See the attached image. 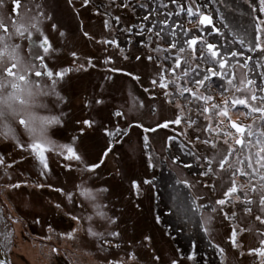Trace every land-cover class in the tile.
Instances as JSON below:
<instances>
[{"label": "rangeland", "instance_id": "rangeland-1", "mask_svg": "<svg viewBox=\"0 0 264 264\" xmlns=\"http://www.w3.org/2000/svg\"><path fill=\"white\" fill-rule=\"evenodd\" d=\"M232 3L78 0L41 48L28 24L53 81L0 103L2 261L264 264V0Z\"/></svg>", "mask_w": 264, "mask_h": 264}, {"label": "flooded vegetation", "instance_id": "flooded-vegetation-1", "mask_svg": "<svg viewBox=\"0 0 264 264\" xmlns=\"http://www.w3.org/2000/svg\"><path fill=\"white\" fill-rule=\"evenodd\" d=\"M56 1L57 0H0V103L9 105L11 102H19L18 104H21V102H23V98L20 95H16L17 93L12 92L8 89L11 80L13 81L14 89L18 88L20 84H25L24 86L26 88V86L30 85H39L43 80L49 81V83L53 81L48 65L44 60V53L39 54L35 50L30 51L31 44H29L28 46V42L30 41L32 31H26L28 28V24L32 23L35 29H37L41 33L43 32V34H45L44 36L47 37L46 41H42L37 37L33 48H41L43 42H47L48 46H53L49 38V33L54 29H52L50 25L52 24L56 27L59 26L58 23L53 20V16L58 13L63 14L61 5L65 7L70 6L72 9H75V5L76 3H78V0H63V4H59ZM32 4H35V16L32 17L30 21L29 19L31 17L28 18V16L25 15V12L30 10V5ZM207 14H210L215 20V17L211 13ZM52 20L58 26L54 22H52ZM27 21H29L30 23H27ZM63 30L64 32L66 31L65 29ZM105 32L106 30L104 29V32H102V34H104ZM83 38H85V40H88L87 36ZM210 39L211 37H207L205 39L206 42L203 44V47L205 51H210L216 57L217 53L220 54V51L216 50V44H212L210 42ZM222 41L223 40L221 39L220 44H222V49H225ZM26 43L27 47H25ZM208 46L213 48L210 49L208 48ZM20 47H22L23 49H20ZM18 49H20L22 53H24L21 54L20 50ZM18 52L19 54L17 55ZM27 52V56L30 57V61L27 63V65H25L24 60L21 59L22 65H24L23 70L25 69L23 73V70L21 69V67H19L20 58L18 56H25V53L27 54ZM49 53L50 51L48 52V54ZM34 64H36L37 67L39 66V69L34 68ZM30 65L31 67H33L32 69L27 67ZM19 142L20 141L18 136V139L14 140V143L19 144Z\"/></svg>", "mask_w": 264, "mask_h": 264}, {"label": "trees", "instance_id": "trees-1", "mask_svg": "<svg viewBox=\"0 0 264 264\" xmlns=\"http://www.w3.org/2000/svg\"><path fill=\"white\" fill-rule=\"evenodd\" d=\"M233 1H235V0H233ZM229 2L231 3V6L233 7V9L235 8L234 6H233V3H232V0H229ZM237 2V1H236ZM238 3V2H237ZM223 9H224V12L226 13V16H225V18L224 19H226L227 21H229V22H233V19H236V21L238 20V16H239V13L237 12V8L235 9V11L233 12L231 9L230 10H227L226 8H225V6L223 7ZM258 13V12H257ZM259 14V13H258ZM247 15H248V17H247V21H246V27L249 29V31H250V33H251V36H255V34L256 35H258L256 32H257V27L253 24V22L251 21V13L249 14V12L247 13ZM253 24V25H252ZM242 25L243 24H241V23H234L233 24V26L236 28L235 29V32H238L239 30H240V28L242 27ZM252 25V26H251ZM232 26V27H233ZM225 27H226V29L225 30H227L228 29V26H227V22L225 21ZM233 27V28H234ZM170 31V30H169ZM244 31V30H243ZM230 34V32H228V33H225L224 34V36H227V35H229ZM250 35V34H249ZM219 35H218V33H216V34H213L212 35V37L213 38H211L210 39V41L211 42H213L214 44H216L217 42H218V45H216V50H218V51H220V50H225V49H222V44H220V40H221V38H217ZM223 36V37H224ZM217 38V39H216ZM234 48L235 47H237V46H241V45H239L238 43L237 44H235V45H232ZM230 50H231V48H230Z\"/></svg>", "mask_w": 264, "mask_h": 264}, {"label": "water", "instance_id": "water-1", "mask_svg": "<svg viewBox=\"0 0 264 264\" xmlns=\"http://www.w3.org/2000/svg\"><path fill=\"white\" fill-rule=\"evenodd\" d=\"M200 23L204 26H211L212 25V18L210 16H207V15H203L201 18H200ZM208 48H212V47H209ZM233 126H235L234 128L236 129L237 132H241L243 129L235 124H233ZM1 263L2 264H7V262L5 260L2 261V259H0Z\"/></svg>", "mask_w": 264, "mask_h": 264}, {"label": "bare ground", "instance_id": "bare-ground-1", "mask_svg": "<svg viewBox=\"0 0 264 264\" xmlns=\"http://www.w3.org/2000/svg\"><path fill=\"white\" fill-rule=\"evenodd\" d=\"M0 255H1V254H0ZM0 259H2V257H1V256H0ZM0 264H2V263H1V261H0Z\"/></svg>", "mask_w": 264, "mask_h": 264}]
</instances>
